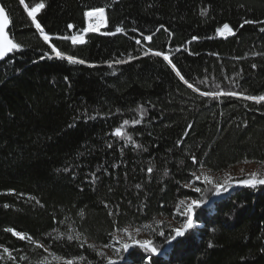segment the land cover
<instances>
[{"label":"trees","instance_id":"obj_1","mask_svg":"<svg viewBox=\"0 0 264 264\" xmlns=\"http://www.w3.org/2000/svg\"><path fill=\"white\" fill-rule=\"evenodd\" d=\"M0 7L20 45L0 61V264H264V185L228 187L264 178V101L246 98L264 96V0ZM231 170L221 194L200 182ZM145 236L155 253L123 247Z\"/></svg>","mask_w":264,"mask_h":264},{"label":"snow or ice","instance_id":"obj_2","mask_svg":"<svg viewBox=\"0 0 264 264\" xmlns=\"http://www.w3.org/2000/svg\"><path fill=\"white\" fill-rule=\"evenodd\" d=\"M20 2L22 4L25 3V0H20ZM25 7L27 8V4H25ZM45 8V4L44 3H37L35 5V7H32L30 9H28L27 15L29 17H31V21L32 23L35 25V28L37 30H39L40 34L43 36L44 41H48L50 39L49 35L45 34L44 32V28L41 26V24L39 22H37V13H39L42 9ZM86 17L89 19V24L88 27L86 29H84L85 32H95L98 31L101 27H104L106 25V20L104 17V10L103 9H95V10H90L88 12L85 13ZM93 20H98L99 23H93L91 21ZM10 24V20L9 17L5 14V9L3 7H0V59H3L6 55H8L10 52H13L15 50H19L20 49V45L18 43H14L12 39L9 38L6 29L8 28ZM72 27V26H69ZM121 29H117V31H120ZM230 30L228 28V25H224V28L222 29V31H227ZM262 31H264V29H261ZM109 35H113L114 33L109 32L107 33ZM66 39V37H65ZM72 42L75 43H79V44H83L84 43V38L82 36H73L72 38ZM137 44L140 43L139 40L136 41ZM51 51L53 53H55V57L60 59V60H67L71 63H79V64H84L85 61L84 60H75L73 59L72 56H65L63 55L60 51H58L56 49V47H52ZM153 55L159 57L161 56V52L157 51L155 53H153ZM165 60H168L167 56H164ZM177 75H179V73H177ZM189 87H191V85H189ZM202 95H210V93H202ZM228 95H234V93L229 92ZM247 99H253V100H257V101H264V96L261 97H246ZM116 136H120L121 132L119 131V129L116 130L115 133ZM240 183H242L245 186L248 187H252V188H256L257 185H264V179H260V180H243L240 181ZM196 192H200L201 189L200 187H197L195 189ZM222 191H227L226 188H220L218 187L216 189V193L219 194ZM183 203V202H181ZM192 205L196 208H199L201 206L200 202L197 200H193L192 201ZM188 212L192 213L193 212V208L189 207L188 208ZM194 226V222H193V218L190 216L187 220V223L184 224L183 228H176L174 230V234L170 235V237L167 239V243L170 245L172 244L173 241L178 240L179 238H182L185 236V233L188 229L193 228ZM163 235V234H162ZM142 248L145 249H150V251L152 253H155L157 251L156 248L152 247L149 241H144V243L142 245H140ZM125 249H127L129 247L128 244H125L123 246Z\"/></svg>","mask_w":264,"mask_h":264},{"label":"rangeland","instance_id":"obj_3","mask_svg":"<svg viewBox=\"0 0 264 264\" xmlns=\"http://www.w3.org/2000/svg\"><path fill=\"white\" fill-rule=\"evenodd\" d=\"M95 21H96V23L97 22H99V21H97V20H93V21H91V22H93V23H95ZM222 37H224V38H227L225 35V33L223 32L222 34ZM252 170H249L247 173H249V172H251ZM237 171L236 170H231V171H229L228 173H226L225 174V176L223 177V178H218V177H209V176H205V177H203V178H201L200 179V182L202 183V184H210V185H213L216 189L218 188V187H220V188H224V183L225 182H227L228 180H230V179H232V178H236L238 175H237ZM254 173V172H253ZM249 174H251V173H249ZM221 179H223V180H221ZM264 179V178H263ZM228 183V182H227ZM228 185H230V186H228V187H231V186H237V185H243L242 183L241 184H236V183H233V184H228ZM258 186V185H257ZM194 191H195V189H194ZM222 192H220L219 194H221ZM194 199H191V200H189L188 202H187V205H188V208L189 207H192L193 208V212L192 213H189L188 212V214H189V217L191 216L192 218H193V222H194V209H196V207H194L193 205H192V201H193ZM187 223V222H186ZM195 225V224H194ZM176 228H183V226L182 227H176ZM175 228V229H176ZM189 231V229L186 231V233H185V235L187 234V232ZM147 240V238H146V236L145 237H142V238H138V239H136L135 241H133V242H131V243H129L128 245H129V247L127 248V250H131V248L134 246V245H136V246H140V245H142L143 243H144V241H146ZM148 241V240H147Z\"/></svg>","mask_w":264,"mask_h":264},{"label":"water","instance_id":"obj_4","mask_svg":"<svg viewBox=\"0 0 264 264\" xmlns=\"http://www.w3.org/2000/svg\"><path fill=\"white\" fill-rule=\"evenodd\" d=\"M4 58H5V57H4ZM4 58H3V59H4ZM3 59H0V61H2Z\"/></svg>","mask_w":264,"mask_h":264},{"label":"bare ground","instance_id":"obj_5","mask_svg":"<svg viewBox=\"0 0 264 264\" xmlns=\"http://www.w3.org/2000/svg\"><path fill=\"white\" fill-rule=\"evenodd\" d=\"M98 21V20H97ZM95 23H96V21H95ZM98 23V22H97ZM195 210V209H194Z\"/></svg>","mask_w":264,"mask_h":264}]
</instances>
